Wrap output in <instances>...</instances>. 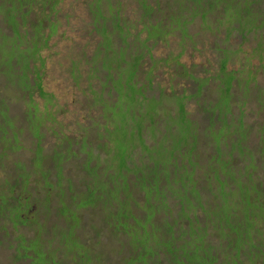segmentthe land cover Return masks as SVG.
Here are the masks:
<instances>
[{
    "label": "trees",
    "instance_id": "obj_1",
    "mask_svg": "<svg viewBox=\"0 0 264 264\" xmlns=\"http://www.w3.org/2000/svg\"><path fill=\"white\" fill-rule=\"evenodd\" d=\"M48 1L39 0L37 23H33L29 21V15L34 0H20L22 16L15 15L7 21H2L1 6L8 5L9 0H0V60L7 61V72L1 64L0 72L5 71L11 81L8 71L15 72L16 65L21 62L25 75L20 77L18 87L33 88L40 96L47 95L41 86L43 72L40 67L45 61L41 53L49 46L56 24V17L53 19L52 15L60 11L59 0ZM92 2L91 12L98 21L93 22L94 28L104 35L108 46L104 48L102 42L97 45L99 62L87 60L86 76L82 73L84 57H80L75 66L74 81L80 91L86 93L90 87L97 93L101 90L98 80L104 78L107 86L103 87V96L107 101L103 105L110 107L101 110L103 119L94 114L89 119L88 114L92 110L98 111L99 107L87 102L85 128L88 132L94 131V136L81 132L77 136L58 139L57 147L47 153L39 147L42 151L35 152L39 163L36 164L35 159L26 170L15 167L2 179L0 264H264V95L258 92L264 94V87H260L262 79L255 81L260 86L249 84L246 86L248 93L241 94L236 83L222 79L221 73L228 71V58L223 59L226 64L222 66L220 57L218 70L211 76L193 78L195 84L202 83L199 89L193 85L195 90L188 94L185 91L171 94L183 95L181 101H175L168 100L171 95L164 94L160 87L156 91L155 70L150 66L151 70L146 71L147 64L150 65L149 57L165 60L154 57L152 46L159 41L167 42L169 36L180 39L178 46L184 49L185 40H192L197 32L192 33L190 29L199 27L198 31H202L214 23L219 30L227 27L232 32L220 41L224 46L232 43L233 34L241 43L250 39L257 43L264 40V25L258 22V16L264 14V0H93L89 4ZM104 3L106 7L101 8ZM129 5L140 9L142 29L123 18L122 10ZM47 6L49 11H46ZM155 7H159L157 12ZM100 18L110 21L111 30ZM251 18L256 24L248 27L246 24ZM30 24L36 28L34 31L29 29ZM237 29L247 32L241 34ZM143 31L147 33L145 38L140 35ZM216 47L218 52L224 48L217 44ZM8 50H12L13 56L2 59ZM116 52L120 57L113 59L111 55ZM137 56L138 63L135 61L124 67L126 60H135ZM37 61L40 66L36 65ZM147 78L149 85L143 88ZM82 80L86 81V87L79 85ZM211 81L216 83L213 93L208 84ZM204 86H209L211 93H203ZM192 94L195 95L188 96ZM236 94L240 96L238 101L233 98ZM254 96L260 97L254 100L256 105L252 111L250 106L254 98H251ZM186 99L195 105L193 109H187ZM152 101L155 107L147 109L146 103ZM119 103L121 122L112 117L111 110ZM214 104L221 106L220 111L211 110ZM4 106L2 99L0 118L5 122L13 117L7 116ZM28 108L31 109L28 116L47 120L46 110L38 111L34 102H28ZM145 113L151 114L152 118H167L169 133L162 125L157 128L158 136L146 137L145 126L149 119L134 127L136 133L132 136L128 129L124 133L118 131L115 140L121 144L112 159L125 185L112 186L111 178L102 175L105 171L102 172V165L96 163L95 157L94 164L90 165L88 158L80 156L81 153H92L98 157L97 161L106 154L111 158L102 144L111 147L112 141H100L97 135H104L91 120L103 121L105 128L112 132L118 130V124H127ZM179 121L194 126L189 130L190 143L171 147L172 139L179 134ZM1 127L2 123L0 132L6 135L8 128L2 130ZM90 135L92 139H89ZM3 137L10 141L9 137ZM80 138H84L86 149L80 150L76 146V140ZM160 140H163L165 151L157 150ZM144 143L148 154H158L160 161L139 157L144 153L139 145ZM90 144L98 150L88 147ZM67 158L73 167L84 171L77 179L79 185L82 181L81 190L74 189L70 178L63 176L62 162ZM47 159L53 162L56 183L65 184L57 194L53 191L59 186L43 179L45 171H50L41 169V162ZM36 173L41 174L36 184L41 182L45 191L40 200L45 211L41 210L40 218L30 219L29 197L19 199L20 195H15V191L28 194V182H32L30 177ZM97 191L104 193L94 194ZM111 193L116 196L112 197ZM78 194L84 199L71 197ZM88 206L90 220H85L77 210ZM53 228L63 232L61 237L51 238ZM19 241L25 244L21 249L16 248Z\"/></svg>",
    "mask_w": 264,
    "mask_h": 264
},
{
    "label": "rangeland",
    "instance_id": "obj_2",
    "mask_svg": "<svg viewBox=\"0 0 264 264\" xmlns=\"http://www.w3.org/2000/svg\"><path fill=\"white\" fill-rule=\"evenodd\" d=\"M91 1L93 0H59L57 4V7H60V11H56L52 15L53 19L56 17V24L49 41V46L41 53L45 60L43 66L40 67L41 72H43L41 86L47 93L46 96H40L33 88L27 90L25 87H18L19 84L17 85V83L21 81L20 77L25 75L23 64L21 62L18 64L15 63V65L17 64L14 69L15 72L8 71L9 78L14 83L6 77L5 71L0 72V103L3 99V103L5 105L4 108L7 109V116L13 117L11 118L12 121L8 119L5 122L0 118V123L3 124L1 129L3 130V128H8L6 135H3L0 132V183L2 182L3 178L12 172L13 168L20 167L23 170L30 169L35 159L36 164L39 163L38 155L36 156L39 151H42L39 149V147H42L44 153H47L49 150L57 147L58 139H64L67 136H77L81 132L87 134L89 133L94 136L96 134L94 131L88 132L85 128V125L87 124L85 122L88 109L87 102L91 105L92 103H96V105L99 107L98 111L92 110L88 114L89 119L93 114L97 115L98 119H103L104 117L101 114V110L105 111L106 107H110V105H103L104 102L107 101L103 96V94H105L103 87L107 86L104 78L101 77V79L99 78L98 80L101 90L97 93H93L90 87H87L88 92L86 93L85 91H80L77 83L74 81V75H76L75 66L79 64V60L81 59L80 57H84L82 61V73H85L86 76L87 60L90 59L91 61L92 59V61L95 63L99 62V49L97 48V45L102 42L104 48L108 46L104 35L98 34L94 28L93 22L98 21L94 20V15L91 12L93 6V2L89 4ZM40 6L41 4L39 0H34L32 5L33 12H30L29 21L37 23L36 17L39 13ZM101 6V8H105L106 4H101ZM257 7H260V5ZM158 8L159 7H155L154 11L157 12ZM93 10L96 11V8H93ZM46 11H49L48 6L46 7ZM139 13L140 9L138 10L135 5L125 6L124 10H122L123 18H125L130 23H133L138 29H142L143 25L140 21ZM1 15L2 21H7L15 15L21 17L22 12L20 0H9L8 5H2ZM253 20V18L249 19V23L246 25L248 27L255 25L256 23ZM258 22H263L262 25H264V14L258 16ZM102 23L107 25L108 29L111 30L112 26L109 20H102ZM29 29L34 31L36 28H33L30 24ZM198 30L199 27L197 29H190L192 33L196 31L197 32L193 36L194 38L192 40H185V42L182 44L185 46L184 49H181V47L178 46L179 41H181L180 39L174 40V38L169 36L167 37V42L159 41L154 46H152L151 51L154 57L165 59L156 60L152 57H149L150 65L147 64V72L151 70L149 68L150 66L155 70V85H158L156 87V91L159 90L160 87L164 94L170 96L173 93L178 95L182 93V91H185V94H188L194 91L195 87L196 89H199L202 83L195 84L196 81H193V78H206L208 75L211 76L216 70H218L220 65V57L222 66H225L226 64V60L223 59H226V57L228 58L226 64L228 71L221 73L222 79L230 81L231 84L236 83L239 86L241 94L248 93L246 86L249 84L260 86L257 82H255L257 79L258 81H261L262 79V84L260 87H264V40H260L257 43L255 40L250 39L244 43H241L239 37H236V35L233 34L231 35L232 43H229L227 46L222 44V46L220 45V41L223 42V39L226 38L232 32V30L227 27L224 29L221 28V30H219L216 23H214L212 26L210 25L209 27L203 28L202 31ZM237 31L241 34H246L247 32H241L243 31L242 29H237ZM140 35L141 37L145 38L147 33L146 31H143L140 33ZM114 41L117 42L118 39L114 37ZM216 44L219 47L224 48L220 49V52H218ZM147 52L150 55V51L148 49ZM11 56H13V52L12 50H8L3 53L2 59H8ZM147 56H145V58H147ZM111 57H113V59H118L120 57V53L116 52L113 56L111 55ZM135 61H137V63L140 61L138 56L135 58V60L132 58L126 60L124 67H128L132 62ZM0 64L7 72V61L0 60ZM36 65L40 66L39 61L36 62ZM29 78L31 79V77ZM146 81L147 82L143 84V88L148 87L150 79L147 78ZM30 82L32 81L30 80ZM208 84L210 85L211 92L213 93L212 89L216 86V83L211 81ZM79 85L84 87L86 85V81L82 80ZM193 85H195V87ZM208 88L209 86H204L203 93H211L209 92ZM258 92H260V95H264L262 91ZM83 95H85L86 99ZM193 95L195 94L188 96ZM182 96L183 95H181V97H176L171 95L168 100L173 99L175 101H181L180 99ZM239 97V94H236L235 97L233 96L234 100L236 101H238L237 99ZM259 97L260 96H254L251 98H254L252 100V105L250 106L252 111L255 109L254 106L256 105L254 100ZM117 100L119 102V99ZM186 100L187 109H193L195 105L190 103V99ZM28 102H34L38 111L45 109L48 114L47 120L42 121L39 117L35 119L31 116H28V114L31 113V109L28 108ZM146 104L147 109H153L155 107L154 101L148 102ZM32 106L33 105H31V107ZM119 108H121L120 103L112 106L111 110L113 112L112 117L115 120L117 119L119 122H121V117L118 115L121 111ZM220 108L221 106L217 107L214 104L212 107L211 105V110L213 109L214 112L218 110L220 111ZM37 114L39 113L37 112ZM148 119L150 122H148V124L145 126L146 137L153 139L155 135L158 136L157 128L158 126L162 125L166 127L169 133L170 125L168 124V119H161L157 117L152 118L151 114L149 113H145V115L140 118H136L134 120L132 119L127 124L121 123L120 125L118 124V126L116 125L118 130H114L112 132L105 128L103 121L98 123L95 119H92L91 121L94 126H96L98 130L104 135V137L97 135L98 139H100V141H103L104 139H107V141H112L111 147H106V145L104 146V144H102L105 148V151L107 153L109 152L111 158H108V155L106 154L103 158H99V161H97L98 157L92 153H88V155L86 153H81L80 156L88 158L90 165L94 164L95 161L93 157H95L96 163L100 164V167L102 165V172L105 171L102 175L107 174L111 178L112 186L125 185L123 176H121L116 170L112 159V155H116L118 152L117 146L121 144L115 140L117 138V133L118 131L120 133H124L126 132L124 130L128 129L129 133H131L130 136H132L134 133H136L135 128L141 125L140 122L146 123ZM12 126L13 128H11ZM191 128H194V126L189 124V122H185L184 124L180 123L179 134L177 137L172 139L171 147H181L182 144L184 145V143L189 145V136L191 134L189 130ZM131 130L134 132H131ZM91 135L89 136V139H92ZM213 135H215V133ZM3 136L9 137L10 141H5ZM156 139L157 137L154 140ZM162 141L160 140L157 150L162 148V150L165 151L166 147ZM65 144L66 143H62L61 145ZM76 146L80 150L86 149L87 145L84 138L76 140ZM88 147L94 148L96 146L94 144H90ZM112 147L113 149H111ZM139 147L144 150V153L140 154L139 157L149 161H160L158 154L155 156L148 154L145 143L141 146L139 145ZM94 150L98 149L94 148ZM102 156L103 155L101 154V157ZM41 163V169L50 170L48 172L45 171L46 175H44L45 178L43 179L50 180L52 183L51 185H58L59 188H54L53 193H59L60 187L65 186V184L59 185L60 183H56L57 175L55 173L56 170H54L53 162L51 159H47L43 160ZM62 164L64 171L63 176L70 178V183L74 189L77 187V189L81 190L83 188V186H81L82 181L79 185L77 179L78 176L84 171L80 167L78 169L73 167L69 162V158H67L65 162L63 161ZM40 177L41 174L38 175V173H36V175H31L30 179L32 182H28V189L30 191L28 192L29 195L25 191H15V195H20L19 199H25L26 196L29 197L30 208H32L29 211V215H31L30 219L33 217L40 218L39 215L45 211L44 208H41L42 204L40 202L45 191L41 188V182L36 184V179H39ZM98 178H100V176ZM99 184L100 183L96 185ZM96 185H93V187ZM125 188L126 187H122L121 189ZM87 192L91 191L87 190ZM103 193V191H97L94 194ZM152 193L159 194L157 191H152ZM73 196L79 200L84 199V197L80 194L72 195L71 197ZM111 196L115 197L116 193H111ZM65 199L66 201L69 200L68 198ZM91 208L95 209L93 207ZM69 212L72 213L71 211ZM89 213V206L85 208H79L77 210V214L85 220H90ZM47 215L48 213L44 217ZM62 233L63 232H61L59 229L53 228L51 230V238H59L61 237ZM59 241L61 243V239H59ZM23 245L25 244L19 241L16 244V248L21 249ZM67 246L68 247L66 248L68 249L69 245Z\"/></svg>",
    "mask_w": 264,
    "mask_h": 264
}]
</instances>
